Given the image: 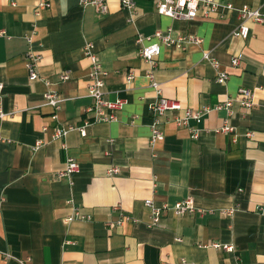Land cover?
Wrapping results in <instances>:
<instances>
[{"label": "crops", "instance_id": "obj_1", "mask_svg": "<svg viewBox=\"0 0 264 264\" xmlns=\"http://www.w3.org/2000/svg\"><path fill=\"white\" fill-rule=\"evenodd\" d=\"M217 1L208 17L184 20L158 14L154 0H137L129 20L120 0H107L106 12L78 0H48L38 10V0H0V264H264V22L248 20L247 38L232 34L237 8L264 14V0ZM168 27L201 41L160 44L152 67L138 55L135 38ZM87 41L106 71L107 96L126 102L116 120L55 137L56 127L79 126L89 116ZM29 46L40 54L37 70L47 84L27 76ZM203 51L227 72L224 84ZM235 55L240 62L231 66ZM151 72L162 95L181 104L169 117L207 108L199 122L162 123L163 138L152 146ZM241 86L253 91L250 108L239 102ZM47 89L63 99L56 110L45 103ZM227 99V109L216 108ZM224 120L236 140L219 130ZM67 158L79 172L58 176ZM111 166L118 168L114 175L107 173ZM187 197L203 212L164 209L157 225L146 226L145 199L160 206ZM227 208L233 212L219 213ZM121 214L138 221L116 223Z\"/></svg>", "mask_w": 264, "mask_h": 264}, {"label": "built area", "instance_id": "obj_2", "mask_svg": "<svg viewBox=\"0 0 264 264\" xmlns=\"http://www.w3.org/2000/svg\"><path fill=\"white\" fill-rule=\"evenodd\" d=\"M136 1L137 0H120V6L122 9L129 11V20H131L135 15L136 10ZM156 12L160 15H166L175 19H184L190 20L194 19L198 13L202 17L206 18L210 14L216 12L219 2L217 0H154ZM49 4L48 0H38L37 10L43 7H46ZM78 4L81 6H92L99 12L107 11V0H78ZM226 8L231 9L233 6L230 3L225 4ZM237 13L239 17V24L233 29L232 34L237 37L247 38L250 32V27L246 23L248 20L256 23L264 22V14H261L258 9L250 8L248 6H242L237 8ZM2 31L0 30V34ZM153 36L156 38V41L151 42L147 45L142 44L144 38H149ZM30 41V37L28 38ZM138 46V55L150 62L151 66L155 65V57L159 53L160 44L164 45H175L176 47L183 48L187 42L199 43L201 39L196 36L191 35H181L175 34L172 27H168L165 30H155L152 35H143L138 34L135 38ZM83 53L89 58V71L87 79V90L88 96L91 98V103L87 105L84 109L86 118L83 119V123L79 126L68 125L56 127L54 129V136L61 137L66 134L70 129H76L80 132L81 135L85 134V127L93 122H110L117 119V112H119L126 99L123 97H115L113 99L109 98L105 91V82L104 77L106 71L102 68L101 61L94 50L92 42H85L83 46ZM203 59L208 60L212 66L216 68L215 79L217 82L224 84L228 78V74L225 70L220 69V64L218 60L212 58L207 51H203ZM240 55L231 56L230 65L236 66L240 62ZM25 65L27 68V76L29 80H43L46 84L48 83L47 78L40 76L37 70L38 62L40 60V54L35 52L30 46L24 52ZM69 73L65 71L60 74L61 79L68 78ZM133 78V73L128 72L125 76L126 81H130ZM150 85L155 91V99L150 104V109L153 113L152 122L150 125V139L149 142L151 146L155 143L156 140L163 138V133L161 130V124L165 121L173 120L177 125H189L190 120L199 122L204 112L207 111V108L203 110H193L186 108L183 116L181 117H169L168 112L177 110L181 108V104L176 99L167 98L162 95L159 82L154 78V75L151 73L148 74ZM3 85L0 83V93L2 91ZM239 102L245 108H250L253 105V91L246 87L238 88ZM45 103L52 106L55 110L60 107L62 102V97L55 89H47L43 93ZM231 105V99H227L224 103L217 104L216 108H228ZM4 116V112L0 106V117ZM191 136L195 138L197 136L196 130L190 127ZM222 132L231 133L232 138L236 140V133H234V127L228 123L227 120H224L223 126L219 128ZM252 133L250 131L246 132L247 136H250ZM38 143V142H37ZM79 172V164L73 158H67L64 169L58 172V176H69ZM118 172L116 166H111L107 173L109 175H114ZM144 205L148 209V221L146 226L153 227L158 224L161 213L164 209H170L174 214L181 215L184 213H194L196 211L203 212L202 209L197 208L194 205L192 198L187 197L182 200L174 202L172 205L162 204L160 206L156 205L151 198L144 200ZM114 209H118V205L113 206ZM233 208L220 209L219 213L221 214H231ZM75 215L79 216V212L75 210ZM73 218L72 215L68 216L66 219L70 221ZM125 221L137 222L138 218L130 215H123L119 217L116 223H123ZM213 247H222L227 251H232L233 246L231 244H223L219 242H213L211 244ZM9 254H6L8 257ZM239 264V263H236Z\"/></svg>", "mask_w": 264, "mask_h": 264}]
</instances>
